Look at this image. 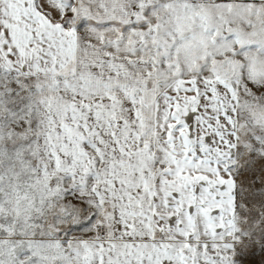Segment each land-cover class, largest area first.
Wrapping results in <instances>:
<instances>
[{
    "label": "snow or ice",
    "instance_id": "obj_1",
    "mask_svg": "<svg viewBox=\"0 0 264 264\" xmlns=\"http://www.w3.org/2000/svg\"><path fill=\"white\" fill-rule=\"evenodd\" d=\"M0 264H264V0H0Z\"/></svg>",
    "mask_w": 264,
    "mask_h": 264
}]
</instances>
